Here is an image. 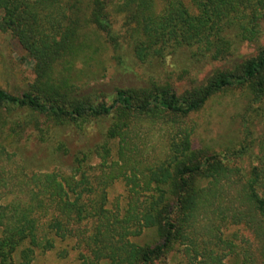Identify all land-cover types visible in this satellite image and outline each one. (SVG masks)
Here are the masks:
<instances>
[{"label": "trees", "instance_id": "16d2710c", "mask_svg": "<svg viewBox=\"0 0 264 264\" xmlns=\"http://www.w3.org/2000/svg\"><path fill=\"white\" fill-rule=\"evenodd\" d=\"M0 31L32 62L26 91L0 89L12 141L29 126L43 141L50 128L108 121L64 168L27 173L0 140V264H31L56 242L58 256L75 251L79 264H155L173 252L183 264H264V126L254 132L264 121V0H0ZM103 42L116 63L126 47L166 77L108 97L75 85V58L85 63ZM241 43L255 53L242 57ZM180 60L188 64L176 69ZM201 62L216 66L190 76ZM228 90L244 99L238 144L193 146L189 116ZM116 179L123 202L107 206Z\"/></svg>", "mask_w": 264, "mask_h": 264}, {"label": "rangeland", "instance_id": "374dc122", "mask_svg": "<svg viewBox=\"0 0 264 264\" xmlns=\"http://www.w3.org/2000/svg\"><path fill=\"white\" fill-rule=\"evenodd\" d=\"M114 8V7H113ZM100 41V39H98ZM259 43H264V36ZM95 53L84 63L81 54L75 58L74 66L68 73L75 85H81L86 91L98 90L107 97L112 94L115 86H139L144 84L151 74L165 78L166 73L161 70H153L147 65L134 61L130 51L123 47L120 53L121 64L116 63L112 57L110 47L103 42L97 43ZM255 44L241 43L237 47V53L242 57H248L255 53ZM188 62L178 61L176 69L186 67ZM216 64L201 62L197 66L190 65V76L200 79L207 75ZM32 62L18 43L9 34L0 31V89L11 94L18 95L26 91L32 81ZM182 81V82H181ZM183 77L177 81L179 88L183 87ZM186 84V83H185ZM244 99L239 96L237 90L219 92L211 97L203 106L189 116V126L192 128L190 135L193 146L208 148L215 152L223 151L224 148L236 146L241 138V114ZM20 114V113H19ZM21 115V114H20ZM261 118L259 117V120ZM254 120V132L257 133L264 126V121ZM186 121V120H185ZM107 120H99L87 124L82 129L74 127L50 128L45 139L40 141L37 132L29 126L21 134L20 139L12 141L14 135L8 133V126L0 125V140L6 148L14 151L27 173L32 171H46L53 167H66L73 161L72 156L79 151L91 147L103 139V132ZM188 123V122H187ZM149 145L155 144L151 155H155L160 149V136L154 130L149 136ZM61 148H56V143ZM116 150V145L111 146V153ZM15 156V158H17ZM241 167H246V162H238ZM125 187L120 179L114 180L106 189L107 206L122 204ZM134 241H144L145 236L133 238ZM62 245L56 242L55 248L34 256L31 264H79L75 251L68 250L66 255L60 257L56 254ZM174 253V252H173ZM170 253L155 264H183L181 256ZM228 264H235L231 259Z\"/></svg>", "mask_w": 264, "mask_h": 264}]
</instances>
